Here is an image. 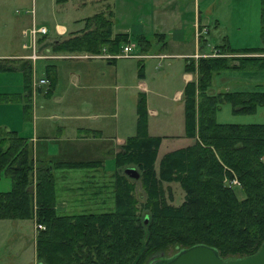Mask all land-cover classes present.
<instances>
[{
	"label": "trees",
	"instance_id": "1",
	"mask_svg": "<svg viewBox=\"0 0 264 264\" xmlns=\"http://www.w3.org/2000/svg\"><path fill=\"white\" fill-rule=\"evenodd\" d=\"M67 0H54L56 4ZM111 8L83 19V28L51 46L56 52H117L130 41L125 33H114ZM260 36L264 43V0L260 9ZM145 38L136 36L135 42ZM222 51L235 53V64ZM263 47L217 48L216 57H199L196 66L188 60L186 70L195 68L197 79L186 82L183 100L184 136L191 142L164 153L154 162L159 136L146 133L145 98L138 94L135 104V134L126 138L114 155L115 173L104 181L103 195L112 200V209L101 212L58 213L55 199V167H86L92 163L66 162L33 157L26 136L8 130L0 137V177L9 181L0 190V219L29 220L41 225L34 239L35 264H147L194 244L214 248L222 259L253 254L264 240V122L222 123L215 112L222 102L233 113H252L264 106V90H226L207 94L212 72L225 69L264 70ZM0 60V72L11 71ZM46 95L54 87L55 69L44 67ZM22 90L16 94L0 92V103L23 101L24 119H30L31 65L21 71ZM127 167L137 178L123 173ZM34 178V189L30 185ZM235 179L243 192L238 199L227 182ZM177 183L183 197L173 205L168 184ZM138 183L142 195L136 196ZM165 185V186H164ZM82 187V186H81ZM79 189V188H78ZM84 188L82 187L81 190ZM79 190V191H81ZM92 195L99 192L91 191ZM165 192L167 195H165ZM101 194V192H100ZM157 253H160L157 255Z\"/></svg>",
	"mask_w": 264,
	"mask_h": 264
},
{
	"label": "rangeland",
	"instance_id": "2",
	"mask_svg": "<svg viewBox=\"0 0 264 264\" xmlns=\"http://www.w3.org/2000/svg\"><path fill=\"white\" fill-rule=\"evenodd\" d=\"M132 6L129 5L128 14L123 15V20L131 22L137 15L140 18H146L147 13L152 8L149 0H130ZM160 4H157L159 9H162L158 15L166 20L165 30L175 33H184L183 44L171 42L166 48V53H179L193 51V31L192 19H193V6L194 0H159ZM51 0H35L33 5L34 16L36 18V25L29 27L37 29L40 27L43 21H49V24L53 22L63 23L68 25L71 23L69 20L73 15H80L85 13L88 15L91 13V9L87 7L84 12H70L64 20H59L57 12L54 15L50 13ZM196 3V2H195ZM198 13L205 24V27H198V32L203 34V39L206 40L204 50H200L202 47L201 36L198 32L195 33V38L198 39L196 43H201V47H197L191 57H167L161 59L153 51V45L159 44L163 47L162 38L159 35L153 36L151 42L145 39L144 42L136 41L135 38H131L130 41L122 45H130L132 54L129 57H117L114 63L108 64L106 67L98 65L96 70L101 72L106 79L109 86L104 90H94L80 92L78 97L92 98L90 106L82 108L78 111L80 114H100L104 113L106 116L102 119L97 117L101 136L108 138L111 141L107 143L102 141L103 145L99 146L100 141L88 144V147H94L96 149L90 151V149L82 150L85 155L74 156V159L65 160L66 162H87L90 161V165L86 167H54L52 170L53 177L55 179V199L57 202L58 196L65 197V202L57 204L60 209L58 213H87V212H101L112 209V200L110 197H106L103 194V187L100 185L104 181H111L113 174L115 173L114 155L120 152L121 146L124 144L126 138L135 134V121H136V109L135 104L138 94L140 92L134 87L138 73L142 71V81L148 87V92L144 95L145 112H146V133L149 136H159L160 143L156 153V159L154 167L156 169L159 158L166 152L182 148L188 145L191 140L186 138L183 134V100L182 97L177 95V92H183L185 85L184 74L191 76V80L197 79V73L195 68L193 71L185 69V61L191 60L192 66H196L197 59L199 57H216L217 48L224 49L226 46L233 49L251 48V47H263L264 43L260 36V9L261 0H197ZM31 0H8L6 5L3 4L0 13L9 15L11 18L22 16L25 21L29 20L31 12ZM148 18V17H147ZM136 21H138L136 19ZM45 29V28H44ZM207 31V32H206ZM206 32V33H205ZM2 34V33H0ZM29 40L28 45L23 47L30 48V42L33 40L35 43V36L32 38L29 34H26ZM197 35V36H196ZM141 37V36H140ZM157 49H162V48ZM31 50V48H30ZM106 51L101 49V51ZM120 50V49H119ZM108 52L109 54H117L119 52ZM90 52H71L68 57L71 58H84L85 54H99L101 53ZM157 51V50H156ZM107 52V51H106ZM31 53V52H30ZM70 53V52H69ZM150 53V54H149ZM225 57H234L235 53H229L222 51ZM76 54V55H75ZM78 54V55H77ZM259 56H264V53H256ZM29 54L28 56H30ZM163 56V55H162ZM148 57V58H147ZM151 57H159L157 59H151ZM232 57V58H233ZM43 58V57H39ZM37 58V59H39ZM143 59V69L140 68L138 60ZM30 59V58H29ZM101 59V58H90ZM104 60V59H102ZM56 61V60H55ZM37 66L39 68L36 71L34 79H37L40 75L44 74L43 63L45 61L38 60ZM67 62L57 60L55 63ZM7 63L5 62V65ZM13 64V63H12ZM105 64V62H100ZM228 64H235L234 60L228 61ZM101 66V67H100ZM100 67V68H99ZM115 71L119 72L121 80L118 90L114 88L113 76ZM44 76V75H42ZM18 79V80H17ZM62 80L65 77L61 78ZM18 81V82H17ZM187 81V82H189ZM19 86V90H22V79L13 73L0 72V92H11L15 85ZM126 84L127 87H122ZM32 91L30 97V104L35 100L37 106H42L43 109H37L34 112V116L30 119H24L22 106L23 101H8L1 102L0 104H8L7 107H0V128L1 127H14L16 132L20 136H27L32 134L33 125H43L45 123L56 126L58 124L64 125L67 129H74L77 123L91 124L95 123L93 119H80V120H62L46 119L45 116L49 113L50 108L53 107L51 97L48 99L44 96L47 89V83L36 84L35 80H32ZM40 85H43L40 87ZM12 86V87H11ZM40 87V93L35 91V87ZM252 87L264 90V70H237V69H225L218 73L212 72L210 77L209 86L206 89L207 94H216L218 92L226 90H248ZM12 89V90H11ZM56 93V91L54 92ZM65 93V92H64ZM70 94V92L67 91ZM152 110L156 115H152L148 111ZM215 120L222 123H263L264 122V106H257L252 113H233L228 103L222 102L219 104L218 109L215 112ZM3 134V133H2ZM69 135V133L67 134ZM89 138L92 136L88 134ZM93 137V136H92ZM83 139H85L83 137ZM100 140V139H99ZM87 142V141H86ZM88 143V142H87ZM56 147L52 144L49 146V153L54 154ZM31 157H33L32 171L35 173V165L38 160H46V154L40 156L38 154V146L34 144L31 147ZM50 158V157H49ZM84 174H87L85 183L82 185H89V188H85L81 191H75L71 193L64 189L67 184L80 185L84 179H81ZM1 178V177H0ZM33 182L30 185L33 187ZM165 186V185H164ZM238 199L243 198V192L241 191L238 181L230 185ZM8 187V184L4 182V179L0 180V189ZM91 191L100 192L92 195ZM134 192L136 196H141L142 191L139 188L138 183L134 185ZM169 202L173 205H177L181 202L183 193L177 183L168 184ZM165 195L167 193L165 192ZM59 196V197H60ZM37 224L34 217L31 215L29 220H10L0 219V264H35L34 258V239L37 233ZM172 248L168 247L163 253L162 257L170 256ZM160 253H157L159 255Z\"/></svg>",
	"mask_w": 264,
	"mask_h": 264
},
{
	"label": "crops",
	"instance_id": "3",
	"mask_svg": "<svg viewBox=\"0 0 264 264\" xmlns=\"http://www.w3.org/2000/svg\"><path fill=\"white\" fill-rule=\"evenodd\" d=\"M52 4H50V13L52 16L54 15V12L56 11L58 15L57 18L59 20H64L65 18H68V14L70 12H84V9H91V13L88 15H85V13H82L80 15H75V17L72 15L69 19L71 21L70 24L64 25L63 23L53 22L52 24H49V21H43L40 27L45 28L44 33H36L35 34V43H34V49L35 51L40 55H46L49 57L46 58H39L31 60L29 59L28 55L30 54L31 50L28 47H23V45H28L29 40L27 35H24V32L28 30L29 27L36 25V18L34 16V9L33 5H35V0H31V12L32 14L29 17V20L25 21L22 16L11 18L9 15L0 13V60L6 62V66H10L12 69L11 71H8L10 74L13 73L16 76L19 75L21 78V71L23 64L30 63L31 65V82L32 80H35L37 82L40 78H45L44 74L40 75L37 79H34V76L36 74L37 69L39 66H37L38 60L45 61L41 67H44L46 65H52L55 69V84L54 87L49 95L44 94L45 97L48 99L51 97V100L53 102V107L50 108L49 113L44 117L46 119H51L52 121L56 119H62V120H86V119H93L95 123L91 124H85V123H77L75 125L74 129H67L64 125L58 124L56 126H53L52 124L45 123L42 126L33 125V132L30 135H27V141L32 147L34 144L38 146V154L40 156L46 154L47 158H53L55 160H70L74 159V156L77 155H85L82 150L90 149L92 151L93 149L97 148V145H94L92 147V143H95V141H106L107 143H110L113 140H110L108 138H104L101 136V132L99 127H101V124L98 123L97 117L100 119L104 118L106 114L100 113V114H80L78 111L82 108L88 107L92 103V98L89 97H78L80 92L85 91H98V90H104L106 89L109 84L106 82V79H104V76L101 72H98L96 70V67L98 65H101L102 67H106L108 64L114 63L115 60H102V59H82V58H71L68 57V55H71L72 53L67 52H56L51 50L52 44H54L56 41L68 37L72 33L79 32L83 28V19L87 16L92 15L93 13H96L100 10L104 9V6L108 3L111 8V23H112V31L114 33L120 32L125 33L127 37L131 40V38H134L136 36H141L145 39L151 40L153 36L159 35L162 38L163 41V47H160L159 44L156 45V43L153 45V51L155 50V53L151 54H157L161 56V59L167 58V57H181V58H188L191 57L192 54L197 51V47H201V43H196L198 39L195 38V33L198 32V27H205V24L201 20L199 13H198V3L197 0H194V6H193V19H192V27L194 28L192 37H193V51L191 53L187 52H179V53H166L165 50L168 47V44L171 42L183 44L184 40V33L183 31H179L181 33H175L174 30L172 32L166 31L164 28L166 24V20L158 15L160 12H162V9H159L157 7V4H160L159 0H149V3L151 4L152 8L150 9V12L147 13L146 18H140L138 15L131 21L127 22L126 20H123V15H127L129 8L133 5L130 0H67L64 3L56 4L54 0ZM6 2L8 3V0H0V9L3 4L6 5ZM196 2V3H195ZM130 5V7H129ZM148 17V18H147ZM136 19L138 21H136ZM202 27V28H204ZM39 28V27H38ZM207 32V31H206ZM205 32V33H206ZM199 33V32H198ZM197 34V33H196ZM200 34V33H199ZM204 34V33H203ZM203 34L201 37L202 47L200 50H204L206 43V40L203 39ZM197 36V35H196ZM199 41V40H198ZM205 44V45H204ZM162 49H157V48ZM150 54V53H149ZM76 55V54H75ZM78 55V54H77ZM163 55V56H162ZM148 58V57H147ZM142 58L138 60V63L140 65V68L143 69L144 62ZM159 57H151V59H158ZM67 61V62H59L58 64L55 63L56 61ZM105 62V64H100V62ZM185 61L184 63H186ZM13 63V64H12ZM100 66V67H101ZM99 67V68H100ZM138 78H136L134 87L138 89L140 93H143L146 97V93L148 92V87L146 84L142 81L143 73L142 71L138 73ZM65 77L64 80L61 78ZM184 82L191 80V76L188 74H184ZM18 80V79H17ZM121 78L119 76V72L115 71L113 76L114 81V88L118 90V86L121 87L119 84ZM18 82V81H17ZM37 84V83H36ZM43 85H40V87ZM127 87L126 84H124L122 87ZM12 87V86H11ZM19 86L17 84L15 87H12V91L9 93H14L13 96L16 97V94L20 91ZM40 87L36 86L35 91H38L40 93ZM8 88L3 89L6 91ZM31 91H32V85H31ZM56 91V93H54ZM70 92L69 93H67ZM65 92V93H64ZM177 95L181 97V92L178 91ZM32 104H30V113L31 116H34V112L37 109H43L42 106H37L35 100ZM146 101V99H145ZM8 104H0V107H7ZM152 115H156V113L152 110L148 111ZM8 130H16L14 127H1L0 128V137L4 136L5 132ZM3 133V134H2ZM69 133V135H67ZM91 134L92 136L89 138L88 134ZM83 137L85 139H83ZM100 139V140H99ZM88 143H87V142ZM92 144L91 147H88V144ZM54 145L56 147V151L54 154H50L49 146ZM103 145V142L100 143L99 146ZM46 158V159H47ZM87 174H84L81 179H84L80 185H70L67 184L64 189L67 191L71 190L72 192L79 191L82 189V187L89 188V185H82V183H85V181L88 180ZM87 178V180H86ZM4 179V182L8 184L9 181L1 176L0 180ZM82 186V187H81ZM8 187L0 189V190H6ZM79 188V189H78ZM74 194V193H72ZM60 196V195H59ZM58 196L56 204H62L65 202V197Z\"/></svg>",
	"mask_w": 264,
	"mask_h": 264
},
{
	"label": "water",
	"instance_id": "4",
	"mask_svg": "<svg viewBox=\"0 0 264 264\" xmlns=\"http://www.w3.org/2000/svg\"><path fill=\"white\" fill-rule=\"evenodd\" d=\"M123 173L130 178H137L138 174L132 167H127ZM147 264H264V240L251 255L222 259L217 251L204 244H194L177 250L170 256L150 259Z\"/></svg>",
	"mask_w": 264,
	"mask_h": 264
},
{
	"label": "built area",
	"instance_id": "5",
	"mask_svg": "<svg viewBox=\"0 0 264 264\" xmlns=\"http://www.w3.org/2000/svg\"><path fill=\"white\" fill-rule=\"evenodd\" d=\"M44 32H45V29L43 27H39L37 29L31 28V30L24 32V35L29 34L33 38L36 33H44ZM30 48H31V53H30L31 55L28 57L31 60H34V59L39 58V57H44V58L49 57L46 55H40L35 51L33 40H31V42H30ZM119 49L120 50L117 54H109L108 52L102 50L101 53H99V54H94V55L85 54L83 56H84V58H101L104 60H112V59H115L117 57H129L132 54L130 45H121ZM36 83L37 84L47 83V80L45 78H40L37 80ZM235 182H236V180L232 179L227 183H228V185H231V184H234ZM37 228L41 229L42 227L40 224H37Z\"/></svg>",
	"mask_w": 264,
	"mask_h": 264
},
{
	"label": "flooded vegetation",
	"instance_id": "6",
	"mask_svg": "<svg viewBox=\"0 0 264 264\" xmlns=\"http://www.w3.org/2000/svg\"><path fill=\"white\" fill-rule=\"evenodd\" d=\"M155 259H157V258H155Z\"/></svg>",
	"mask_w": 264,
	"mask_h": 264
}]
</instances>
